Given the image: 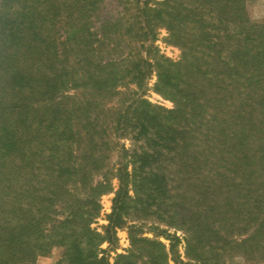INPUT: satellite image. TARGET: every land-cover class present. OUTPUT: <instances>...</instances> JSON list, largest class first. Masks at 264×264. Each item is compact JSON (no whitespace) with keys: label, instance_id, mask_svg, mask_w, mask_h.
<instances>
[{"label":"trees","instance_id":"trees-1","mask_svg":"<svg viewBox=\"0 0 264 264\" xmlns=\"http://www.w3.org/2000/svg\"><path fill=\"white\" fill-rule=\"evenodd\" d=\"M101 2L0 0V264H38L54 247L66 264H166L164 245L132 224L129 249L110 263L131 211L182 232L188 264L262 258L264 24L249 18L247 0H116L119 11L93 28ZM62 13L78 26L52 31ZM155 19L182 48L157 68V91L175 106L138 97L105 108L123 78L145 80L150 63L119 51L126 38L143 44ZM126 134L138 143L132 168L119 161L108 177ZM112 178L100 232L91 224ZM169 238L174 253L179 237Z\"/></svg>","mask_w":264,"mask_h":264},{"label":"rangeland","instance_id":"rangeland-1","mask_svg":"<svg viewBox=\"0 0 264 264\" xmlns=\"http://www.w3.org/2000/svg\"><path fill=\"white\" fill-rule=\"evenodd\" d=\"M163 0H152L154 2H162ZM157 5V4H156ZM121 6H118L116 0H102L98 8L92 12L90 18V24L93 28H98L99 23L104 21L105 19H110L112 16L116 14ZM246 10L249 18L255 22H261L264 24V0H247L246 2ZM165 20V19H164ZM157 25H155L154 33L148 36L143 44L140 45L138 41H133L129 38L124 40L121 43L123 55L128 52L129 48L133 50L136 54L138 53V58L146 59L150 65L148 66L147 76L145 80L142 81L140 86H137L135 82L129 80L128 77H125L118 83V94H114L109 99L104 101V107H111L112 109H125L128 104H130L136 98H144L148 102L154 105L162 106L165 109H171L175 106V102L165 94L157 91V68H159V64L163 65V59H168L171 62H176L180 59L182 48L179 45L175 44V39L171 38L169 33V26L167 21L164 23L158 22L157 19L155 21ZM66 23L64 13L59 14L54 23L49 25V28L52 31L57 30V32L62 33V30H67L73 26H78V20L71 23L69 27V23ZM130 40V41H128ZM135 48V49H134ZM135 50V51H134ZM145 50H148L147 53ZM108 56V55H105ZM79 90H71V92H78ZM135 94H132L133 92ZM140 94V95H139ZM116 145L121 146L127 150V154L120 158V151L117 148L112 149L109 153V158L107 160V176L111 177L113 175V170L116 167V164L119 161L129 162L131 160V150L137 146L138 143H135L131 140L129 135L121 136L118 140H116ZM132 168V164L129 162L127 164V170L130 171ZM100 179L99 174H93L92 176V184ZM112 188L105 190L99 196V204H100V212L99 215L94 219L91 224L92 228H96L97 231L102 232L103 226H105L107 222V216L111 212L112 206V198L114 196V191L117 189V180L115 178L111 179ZM129 189V195L133 197L134 191L133 188ZM84 190V189H83ZM82 192V189H81ZM135 225L138 227L136 233L140 236L159 241L164 245L165 251L168 253L166 264H175V258L180 261V264H188L193 263L188 260L185 256L184 250V240L183 234L179 230H175V227H171L165 225V223L160 222L155 215H137V212L131 211L130 215L127 217V221L124 225L116 228L115 236L116 241L113 244V248H109L110 251L107 252L108 259L110 263L113 262L116 254H125L130 247L129 242V232L128 226ZM171 236H178L179 241L176 242L174 246V253L169 251V246L175 240L169 238ZM107 243L104 242L101 244V248H107ZM62 248L54 247L51 251L43 256H39L37 259L38 264H66L62 261ZM254 263L264 261V255L262 258L257 260H249L245 258V256L241 254L226 256L222 258L220 264H238V263Z\"/></svg>","mask_w":264,"mask_h":264},{"label":"crops","instance_id":"crops-1","mask_svg":"<svg viewBox=\"0 0 264 264\" xmlns=\"http://www.w3.org/2000/svg\"><path fill=\"white\" fill-rule=\"evenodd\" d=\"M243 262V261H242ZM238 264H245L244 262L243 263H238ZM246 264H264V261H261V262H254V263H246Z\"/></svg>","mask_w":264,"mask_h":264}]
</instances>
